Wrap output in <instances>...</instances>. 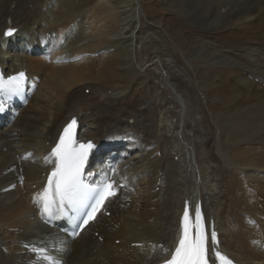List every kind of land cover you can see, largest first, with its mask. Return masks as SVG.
Instances as JSON below:
<instances>
[{"label":"bare ground","instance_id":"bare-ground-1","mask_svg":"<svg viewBox=\"0 0 264 264\" xmlns=\"http://www.w3.org/2000/svg\"><path fill=\"white\" fill-rule=\"evenodd\" d=\"M0 66L36 88L0 127V264L58 247L40 193L73 117L102 147L91 171L118 152L125 187L62 245L63 264H158L186 203L223 255L264 264V0H0Z\"/></svg>","mask_w":264,"mask_h":264},{"label":"snow or ice","instance_id":"snow-or-ice-1","mask_svg":"<svg viewBox=\"0 0 264 264\" xmlns=\"http://www.w3.org/2000/svg\"><path fill=\"white\" fill-rule=\"evenodd\" d=\"M15 29H8L4 36L13 35ZM27 77L24 72L9 76L7 80L0 76V92L9 98L20 95ZM4 104L0 103V111ZM78 121L73 117L59 135L51 156L54 158V168L47 177V183L40 193L42 216L51 217L55 213L68 216L76 221V227L83 229L97 217L105 202L116 195L118 185L111 177L105 175L97 185L84 182L83 173L86 162L96 145L93 141L81 142L77 137ZM71 214V215H70ZM195 219L188 204H185L181 218V234L175 250L170 253V259L163 264H209L212 253L215 254L213 264H232L218 250V240L215 231L210 236L205 227L204 216L200 205L195 206ZM78 233H73L76 235ZM43 251V250H41ZM53 264L58 262L53 261Z\"/></svg>","mask_w":264,"mask_h":264},{"label":"rangeland","instance_id":"rangeland-1","mask_svg":"<svg viewBox=\"0 0 264 264\" xmlns=\"http://www.w3.org/2000/svg\"><path fill=\"white\" fill-rule=\"evenodd\" d=\"M148 33H150L151 34V31H155L156 29L154 28V27H148V29L146 28L145 29ZM155 32H157V31H155ZM157 33H159V32H157ZM160 34V33H159ZM44 46H47L45 43H42L41 45H40V47H44ZM45 52V55H46V50L44 51ZM30 56H34V52L32 53V54H30ZM88 60H92V59H88ZM88 60H86V61H88ZM75 61H80V59H77V60H75ZM80 63H82V61L80 62ZM87 92H88V90H85V93L87 94ZM108 137H110V136H104L103 137V139H107ZM122 138L124 139V141L122 142L123 144H126V142H125V138L123 137V135H122ZM259 209H260V207H259ZM249 225V224H248ZM252 226H253V224H251ZM251 225H249V226H251ZM96 235V233H94V237L95 238H97L99 241H101V239H99L98 238V236H95ZM115 244L117 245L118 244V241L116 242L115 241ZM264 249V247L262 248V250Z\"/></svg>","mask_w":264,"mask_h":264},{"label":"water","instance_id":"water-1","mask_svg":"<svg viewBox=\"0 0 264 264\" xmlns=\"http://www.w3.org/2000/svg\"><path fill=\"white\" fill-rule=\"evenodd\" d=\"M7 30H8V29H7ZM7 30H6V31H7ZM6 31H5V32H6ZM5 32H4V33H5ZM14 33H15V31H14ZM14 33H13V34H14ZM11 36H12V35H11ZM4 37H6V36H4ZM7 37H10V36H7Z\"/></svg>","mask_w":264,"mask_h":264}]
</instances>
